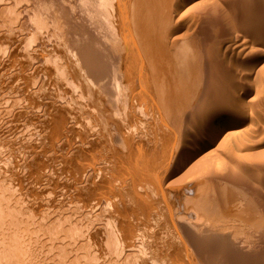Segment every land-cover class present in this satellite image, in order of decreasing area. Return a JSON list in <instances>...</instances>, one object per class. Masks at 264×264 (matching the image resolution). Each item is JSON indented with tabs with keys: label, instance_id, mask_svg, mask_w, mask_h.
<instances>
[{
	"label": "rangeland",
	"instance_id": "1",
	"mask_svg": "<svg viewBox=\"0 0 264 264\" xmlns=\"http://www.w3.org/2000/svg\"><path fill=\"white\" fill-rule=\"evenodd\" d=\"M163 11L164 45L181 44L178 116L123 60L125 15L106 2L0 0V264H264V166L253 157L264 152V0H168ZM78 61L85 75L119 77L114 109L80 82ZM242 109L245 124L216 152L178 168L213 114ZM215 162L219 177L203 171ZM188 219L202 229L184 232Z\"/></svg>",
	"mask_w": 264,
	"mask_h": 264
},
{
	"label": "bare ground",
	"instance_id": "2",
	"mask_svg": "<svg viewBox=\"0 0 264 264\" xmlns=\"http://www.w3.org/2000/svg\"><path fill=\"white\" fill-rule=\"evenodd\" d=\"M174 1V0H172ZM181 1V0H179ZM107 3L108 6L110 5V7L117 12V14L122 13L124 16V23H125V41L123 42V47L124 50L122 51V53H124L123 60L125 61V59H130L131 60V66L134 64L136 69L138 70V72H141L144 74V71H146V74L148 76L149 80H143V83H150L153 87H155L156 89V98L155 101L156 103H158L163 109L165 110V115L167 114V108H168V112H170V116L171 113H176L177 116L181 113V76H182V72H181V44L178 46L179 49L173 50L174 52L171 53V50L174 48L172 45V49L165 46L164 44L166 43L163 37V34L161 33L160 29L162 28V25H164L165 20L161 15L159 16L160 11L165 9V6L167 5L168 0H100L101 4ZM184 2V1H183ZM183 2H181L179 4L176 5L177 6V10H179L180 8L182 9L183 7ZM186 2V1H185ZM212 2V1H211ZM166 3V4H165ZM205 4V3H204ZM203 4V5H204ZM173 6V5H172ZM201 7V6H200ZM203 9V8H202ZM176 11V10H175ZM189 11V10H188ZM165 12V11H163ZM162 13V12H161ZM160 13V14H161ZM185 13V12H184ZM166 15V14H165ZM195 17V16H194ZM197 17V16H196ZM169 19V17H168ZM213 21V20H212ZM167 22V21H166ZM170 22V21H169ZM168 22V23H169ZM179 23V22H178ZM169 29V28H168ZM195 30V28H194ZM170 31V30H169ZM228 31V30H227ZM231 31V30H230ZM171 32V31H170ZM205 32V31H204ZM171 34V33H170ZM169 34V36H170ZM168 38V36H167ZM165 38V39H167ZM234 38V37H233ZM173 43V42H172ZM181 43V42H179ZM193 43V42H192ZM197 43V42H196ZM166 44H170L167 43ZM198 44V43H197ZM175 45V44H174ZM177 46V44L175 45ZM171 49V50H170ZM176 49V48H175ZM251 49V48H250ZM176 51V52H175ZM78 54V53H76ZM86 57V54H84ZM180 55V57H179ZM183 55V53H182ZM140 56L141 58H143V60L146 62L147 67L144 64H139L136 63L137 62V57ZM125 57V58H124ZM184 58H186L183 55ZM117 59V58H116ZM79 61L82 62V59H80ZM78 61V69H84L82 63H79ZM84 61V60H83ZM184 61V60H183ZM86 62V60L84 61ZM88 62V60H87ZM87 64V63H86ZM89 63L88 62V67H89ZM125 64V62H124ZM85 65V64H84ZM235 66V65H234ZM82 67V68H81ZM85 67H87V65H85ZM87 67V68H88ZM176 69H175V68ZM125 69L127 67H124ZM131 68V67H130ZM174 68V69H173ZM173 69V71H172ZM186 70V67L184 68ZM204 69V68H203ZM88 69H85L84 71H87ZM91 70V71H90ZM93 69H89V74L86 73V75L84 74L85 72H83L82 70L80 72H83L82 76V81L80 79V82L82 84H86V86H88V88L90 87L91 89H93L92 87H97V91H98V95L96 96V98L100 101V103L103 105L105 104L106 107H109L111 109L115 108L116 103H119V94L121 92L120 90V79L119 77H113L112 80L108 79V73L105 74V72L100 71V73H95ZM176 70V72L174 71ZM129 71V69H128ZM78 71V73H80ZM126 74H127V69H126ZM172 72L177 73V76L175 78H177L176 82L175 81H171L172 78H174L173 76L176 74H172ZM186 72V71H185ZM117 73V72H116ZM123 74V73H122ZM125 74V75H126ZM173 75L172 78L170 79V75ZM232 74V73H231ZM88 75V76H87ZM127 76V75H126ZM188 76V75H187ZM233 77V76H232ZM173 82V83H171ZM175 82V83H174ZM244 83V82H243ZM220 84V83H219ZM183 85V84H182ZM85 86V87H86ZM175 86V87H174ZM87 88V87H86ZM262 89V88H261ZM176 90V91H174ZM94 91V90H93ZM216 91V90H215ZM259 92V91H258ZM227 93V92H226ZM189 94H191L189 92ZM191 96V95H189ZM192 97V96H191ZM190 97V98H191ZM183 98H185L183 96ZM196 98V97H195ZM227 98V97H226ZM255 98V97H254ZM192 99V98H191ZM234 99V98H233ZM145 100V99H144ZM237 101V100H236ZM256 101V98H255ZM262 102V101H261ZM192 103V101H191ZM253 103V102H252ZM184 105V104H183ZM192 105V104H191ZM219 105H224V104H219ZM218 105V106H219ZM239 105V104H236ZM131 106V105H130ZM183 107V106H182ZM225 107V106H224ZM103 108L102 106L98 107ZM226 108V107H225ZM242 108V107H241ZM162 109V110H163ZM180 109V110H179ZM103 110V109H101ZM104 110H106L104 108ZM100 110H97V112ZM18 112V111H17ZM103 111H101L102 113ZM100 113V112H99ZM106 115L105 111L103 112ZM244 113V109L242 110H238L236 111L235 114L232 115L231 120L229 121L227 118L228 116H224V117H219V114H213L210 119H209V123H205L203 124L200 129L199 132L201 134V137L192 141L190 143V145L187 147V149H183V152L178 155V161H177V166L178 168L183 169L184 167L187 169L192 167L193 165H196L197 162L199 161V159L205 157V155H208L209 153H214L216 152V149L219 147V145L221 143L224 142L225 139H222V136L224 134H226L227 131H235V128L237 126H242L245 124V118L242 116ZM98 114V113H97ZM102 114V115H104ZM230 114V113H229ZM112 115V114H111ZM108 116L109 117H113V116ZM100 117V115H98ZM105 116H103L102 118H105ZM167 116H169V113L167 114ZM174 116V115H173ZM99 117V118H100ZM183 118V115L181 116ZM202 117V116H201ZM169 118V117H168ZM172 118V117H171ZM180 118V117H179ZM107 119V118H106ZM111 119V118H110ZM113 119V118H112ZM174 119V118H173ZM176 119V118H175ZM181 119V118H180ZM179 119V121H180ZM101 120V118H100ZM105 120V119H103ZM102 121V120H101ZM178 123V119L175 120ZM183 121V119H182ZM182 121H180V124H182ZM199 121V120H198ZM187 123V122H186ZM15 125V124H14ZM185 125V124H184ZM117 128L118 126H120L119 124L116 125ZM115 126V133L117 132V128ZM187 129V128H186ZM80 131V130H79ZM78 131V132H79ZM184 131V130H183ZM186 131V130H185ZM184 131V132H185ZM13 133V132H12ZM80 134V133H79ZM184 134V133H183ZM84 135V134H83ZM125 133H122V138L125 139ZM91 137V136H90ZM117 137L119 138V136L116 134V139ZM224 137V136H223ZM255 137V136H254ZM88 138V137H87ZM85 139V138H84ZM238 140V139H237ZM86 143V142H85ZM239 144V143H238ZM87 147V146H86ZM248 149V150H247ZM246 150H252L247 148ZM264 150V147L263 149ZM261 151V150H260ZM251 152V151H250ZM133 153L134 156H130ZM258 154H260L261 152H257ZM256 153V154H257ZM248 154V152H247ZM246 154V155H247ZM263 155H256L253 157L255 158L256 164L255 166L257 167H262L264 166V152L261 153ZM123 155L125 156L124 158H122L123 162L131 169L132 167L134 168V164L136 163V160L139 161L138 159V150L137 148L134 146L133 148L131 147L127 152H123ZM235 156V155H233ZM231 157V159L233 160L234 157ZM250 156V155H249ZM258 156V157H257ZM237 156H235L234 160H233V164L238 162V159L236 158ZM102 158V157H101ZM126 158V159H125ZM126 161H125V160ZM128 159V160H127ZM89 160V159H88ZM228 160V159H227ZM79 161V160H78ZM77 161V162H78ZM80 162V161H79ZM135 162V163H134ZM140 162V161H139ZM222 162V161H221ZM235 162V163H234ZM81 163V162H80ZM85 163V162H84ZM22 164V163H21ZM223 164V163H222ZM225 164V163H224ZM222 165L221 168V163L215 162L214 164H210V167L205 168L203 171H205L206 174L208 175H213V176H221L222 174V169L224 168L225 165ZM232 164V165H233ZM241 164V163H240ZM243 164V163H242ZM244 165V164H243ZM242 165V166H243ZM252 165V164H251ZM14 166V165H13ZM234 166V165H233ZM232 166V167H233ZM241 166V165H240ZM247 166V165H246ZM231 167V165H230ZM235 167V166H234ZM230 168L231 169H237L236 172H239L240 167L238 168ZM237 167V166H236ZM250 167V166H249ZM112 168V167H111ZM132 168V169H133ZM243 168H245L243 166ZM247 168V167H246ZM253 168V166L251 167ZM256 169V168H255ZM234 170H232L233 172H235ZM248 170V168H247ZM109 171V170H108ZM235 172V174H236ZM12 175V174H11ZM234 175V174H233ZM263 175V174H262ZM85 176V175H84ZM115 176V175H114ZM236 177V176H235ZM238 177V175H237ZM245 179V178H244ZM240 179H237V181ZM254 180V179H253ZM235 181V179H234ZM241 183L242 180H240ZM240 183V184H241ZM257 185V184H256ZM240 186V185H238ZM257 188V187H256ZM205 197H207L208 199V195H206ZM204 197V198H205ZM243 197V196H241ZM203 198V199H204ZM202 199V200H203ZM206 199V198H205ZM246 200V199H243ZM204 201V200H203ZM207 201V200H205ZM245 202V201H244ZM260 202V201H259ZM118 203V202H117ZM203 204L206 202H202ZM38 204V203H37ZM258 206V204H257ZM261 206V204H260ZM255 207V206H254ZM120 208V207H119ZM257 208V207H256ZM124 209V208H123ZM258 212V211H257ZM169 213V212H168ZM223 213V212H222ZM248 213V212H247ZM250 214V213H249ZM252 215V214H251ZM168 216V215H167ZM260 216V215H259ZM256 219V218H255ZM259 220V218H258ZM264 220V219H263ZM173 221V220H172ZM253 222V221H252ZM260 223L259 221H257L256 224ZM263 223V222H262ZM175 224V223H174ZM251 224V223H250ZM253 224V223H252ZM255 224V222H254ZM105 225V224H104ZM176 225V224H175ZM262 225V224H261ZM264 225V224H263ZM217 226V225H216ZM215 226V228H216ZM259 226V225H257ZM131 227V226H130ZM212 227V226H211ZM220 227V226H219ZM170 228V227H169ZM179 228V227H178ZM184 232H188L189 228H193V229H202L201 225H198V223H194L191 220L189 221L188 219V223L187 224H181V227ZM179 228V229H180ZM209 228L208 226H204L203 227V231H205L206 233H210L213 231L218 230L216 228V230ZM263 228V227H262ZM221 229V228H220ZM126 231V230H125ZM181 231V230H180ZM220 231V230H219ZM223 233V232H222ZM211 234V233H210ZM65 236V235H64ZM189 238H191V242H192V237L191 235ZM229 237V236H227ZM230 238V237H229ZM68 239V238H67ZM233 240V238H231ZM237 239V238H236ZM183 240V239H182ZM185 240V239H184ZM236 242V241H235ZM240 242V241H239ZM238 242V243H239ZM238 243L236 242V244L238 245ZM186 245V244H185ZM236 245V246H237ZM60 246V245H59ZM189 246V245H188ZM243 246V245H242ZM144 249V248H141ZM143 253V252H142ZM153 255V254H152ZM151 257V256H150ZM163 258V257H162ZM154 259V258H153ZM74 260V259H73ZM156 261V260H155ZM200 263V262H199Z\"/></svg>",
	"mask_w": 264,
	"mask_h": 264
}]
</instances>
